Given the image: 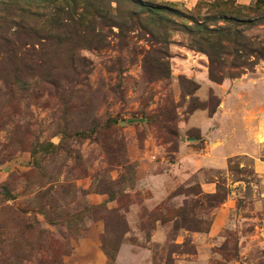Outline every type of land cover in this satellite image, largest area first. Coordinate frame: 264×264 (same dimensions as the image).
Here are the masks:
<instances>
[{"label":"rangeland","instance_id":"rangeland-1","mask_svg":"<svg viewBox=\"0 0 264 264\" xmlns=\"http://www.w3.org/2000/svg\"><path fill=\"white\" fill-rule=\"evenodd\" d=\"M135 1L0 0V264H264V0Z\"/></svg>","mask_w":264,"mask_h":264},{"label":"trees","instance_id":"trees-1","mask_svg":"<svg viewBox=\"0 0 264 264\" xmlns=\"http://www.w3.org/2000/svg\"><path fill=\"white\" fill-rule=\"evenodd\" d=\"M45 3H51L56 7L57 14H64L65 19L70 24L85 23L87 26H92L93 22L101 20L100 25L109 26L110 23H116L113 20L119 14L125 21L119 25L121 28L123 25H127L141 18L142 15L150 13L151 16L155 15L154 11L144 12L143 9L154 10L148 3L140 4L135 0H42ZM61 2V3H59ZM115 2L117 7L112 9V3ZM127 6V11H122L123 7ZM112 10V11H111ZM125 10V9H123ZM160 9L158 8L157 11ZM116 14V16L114 15ZM89 19L86 20V18ZM113 19V20H111ZM96 20V21H94ZM78 21V22H77ZM59 25V19L56 22ZM112 25V24H111ZM60 26V25H59ZM61 41V40H60Z\"/></svg>","mask_w":264,"mask_h":264},{"label":"crops","instance_id":"crops-1","mask_svg":"<svg viewBox=\"0 0 264 264\" xmlns=\"http://www.w3.org/2000/svg\"><path fill=\"white\" fill-rule=\"evenodd\" d=\"M250 0H239V2H241V3H248Z\"/></svg>","mask_w":264,"mask_h":264}]
</instances>
